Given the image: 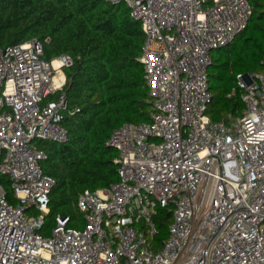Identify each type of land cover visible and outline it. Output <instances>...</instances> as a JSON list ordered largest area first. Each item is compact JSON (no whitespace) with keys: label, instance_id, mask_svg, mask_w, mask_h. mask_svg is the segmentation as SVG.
Returning <instances> with one entry per match:
<instances>
[{"label":"built area","instance_id":"built-area-1","mask_svg":"<svg viewBox=\"0 0 264 264\" xmlns=\"http://www.w3.org/2000/svg\"><path fill=\"white\" fill-rule=\"evenodd\" d=\"M107 1L127 5L145 32L151 120L113 131L119 181L81 195L85 226L59 216L44 234L56 182L39 143L68 142L65 94L46 99L73 60H45L37 39L0 45V174L17 199L0 185V264H264V72L237 75L241 117L208 115L211 52L247 29L250 1ZM166 208L172 222L156 248Z\"/></svg>","mask_w":264,"mask_h":264},{"label":"trees","instance_id":"trees-1","mask_svg":"<svg viewBox=\"0 0 264 264\" xmlns=\"http://www.w3.org/2000/svg\"><path fill=\"white\" fill-rule=\"evenodd\" d=\"M253 11L247 29L228 47L211 52L208 69L213 95L208 115L213 121L239 118L245 104L237 84L240 73H263L264 0H249ZM37 39L52 61L63 55L73 64L63 69L66 84L46 102L65 94L67 109L61 124L68 142L42 141L44 172L55 179L50 194L48 231L57 217L83 228L78 203L86 190L109 188L119 181L118 152L109 147L113 131L126 123L149 122L153 102L140 61L146 35L125 4L107 0H0V45L4 48ZM10 203L17 199L8 177L0 174ZM155 247L167 239L171 209H160Z\"/></svg>","mask_w":264,"mask_h":264},{"label":"bare ground","instance_id":"bare-ground-1","mask_svg":"<svg viewBox=\"0 0 264 264\" xmlns=\"http://www.w3.org/2000/svg\"><path fill=\"white\" fill-rule=\"evenodd\" d=\"M59 63L58 61L55 62V67H58ZM65 79V75L63 73H60L58 75H56L54 81L56 84L61 85V83L63 82V80Z\"/></svg>","mask_w":264,"mask_h":264},{"label":"rangeland","instance_id":"rangeland-1","mask_svg":"<svg viewBox=\"0 0 264 264\" xmlns=\"http://www.w3.org/2000/svg\"><path fill=\"white\" fill-rule=\"evenodd\" d=\"M64 72V71H63ZM52 228V227H51ZM51 228L48 229V231H45V233L49 234L50 233V230Z\"/></svg>","mask_w":264,"mask_h":264},{"label":"crops","instance_id":"crops-1","mask_svg":"<svg viewBox=\"0 0 264 264\" xmlns=\"http://www.w3.org/2000/svg\"><path fill=\"white\" fill-rule=\"evenodd\" d=\"M66 77V76H65Z\"/></svg>","mask_w":264,"mask_h":264}]
</instances>
